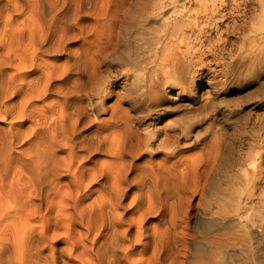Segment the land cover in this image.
Returning <instances> with one entry per match:
<instances>
[{
  "label": "bare ground",
  "instance_id": "1",
  "mask_svg": "<svg viewBox=\"0 0 264 264\" xmlns=\"http://www.w3.org/2000/svg\"><path fill=\"white\" fill-rule=\"evenodd\" d=\"M227 1L0 0V264H204L217 156L131 113L227 51ZM249 49L264 63V0Z\"/></svg>",
  "mask_w": 264,
  "mask_h": 264
},
{
  "label": "rangeland",
  "instance_id": "2",
  "mask_svg": "<svg viewBox=\"0 0 264 264\" xmlns=\"http://www.w3.org/2000/svg\"><path fill=\"white\" fill-rule=\"evenodd\" d=\"M233 1L227 2L239 5L235 33L224 30L230 16L221 33L229 40L227 51L212 55L206 49L204 66L191 75L195 78L188 81L184 94L168 89L160 93L156 106L131 114L146 117L143 131L151 129L150 120L159 119L158 128L168 124L175 132L188 133L187 143L181 142L187 145L182 149L186 157L201 149L217 156L205 198L199 196L193 203L195 214L207 222L205 229L196 225L194 231L210 239L196 246L203 263L264 264V63L250 62V0ZM215 38L211 47L217 44ZM255 159L260 162L256 172Z\"/></svg>",
  "mask_w": 264,
  "mask_h": 264
}]
</instances>
